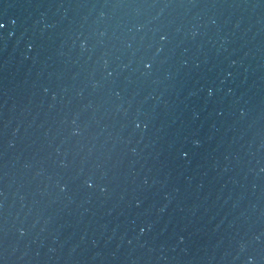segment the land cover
Instances as JSON below:
<instances>
[{"label": "water", "instance_id": "obj_1", "mask_svg": "<svg viewBox=\"0 0 264 264\" xmlns=\"http://www.w3.org/2000/svg\"><path fill=\"white\" fill-rule=\"evenodd\" d=\"M110 264H264V0H250Z\"/></svg>", "mask_w": 264, "mask_h": 264}]
</instances>
